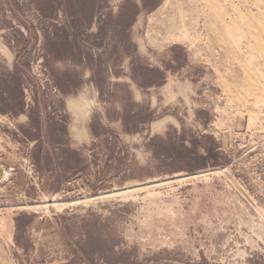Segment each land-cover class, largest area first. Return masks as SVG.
<instances>
[{"label":"rangeland","instance_id":"374dc122","mask_svg":"<svg viewBox=\"0 0 264 264\" xmlns=\"http://www.w3.org/2000/svg\"><path fill=\"white\" fill-rule=\"evenodd\" d=\"M0 168V264H264V0H0Z\"/></svg>","mask_w":264,"mask_h":264},{"label":"crops","instance_id":"0c3cea01","mask_svg":"<svg viewBox=\"0 0 264 264\" xmlns=\"http://www.w3.org/2000/svg\"><path fill=\"white\" fill-rule=\"evenodd\" d=\"M127 17V16H126ZM88 95L85 94L69 104V109L73 112V124L69 125L67 129V135L73 136L77 140L75 146L83 145L89 136V114L87 111V99ZM72 146V145H71ZM69 144V147H71ZM74 147V146H73ZM41 148L39 147V151Z\"/></svg>","mask_w":264,"mask_h":264},{"label":"bare ground","instance_id":"6f19581e","mask_svg":"<svg viewBox=\"0 0 264 264\" xmlns=\"http://www.w3.org/2000/svg\"><path fill=\"white\" fill-rule=\"evenodd\" d=\"M0 178L3 180V179H6V178H8L9 177V174L8 173H6V171H5V169H2V170H0Z\"/></svg>","mask_w":264,"mask_h":264},{"label":"water","instance_id":"95a60500","mask_svg":"<svg viewBox=\"0 0 264 264\" xmlns=\"http://www.w3.org/2000/svg\"><path fill=\"white\" fill-rule=\"evenodd\" d=\"M2 169H4V168H0V170H2ZM1 176V175H0ZM10 179V176L8 177V178H6V179H3L4 181H7V180H9Z\"/></svg>","mask_w":264,"mask_h":264},{"label":"trees","instance_id":"16d2710c","mask_svg":"<svg viewBox=\"0 0 264 264\" xmlns=\"http://www.w3.org/2000/svg\"><path fill=\"white\" fill-rule=\"evenodd\" d=\"M16 223H17V224H19V223H20V221L17 219V220H16Z\"/></svg>","mask_w":264,"mask_h":264}]
</instances>
